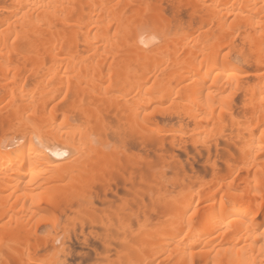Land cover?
<instances>
[{
  "label": "bare ground",
  "instance_id": "1",
  "mask_svg": "<svg viewBox=\"0 0 264 264\" xmlns=\"http://www.w3.org/2000/svg\"><path fill=\"white\" fill-rule=\"evenodd\" d=\"M0 264H264V0H0Z\"/></svg>",
  "mask_w": 264,
  "mask_h": 264
},
{
  "label": "rangeland",
  "instance_id": "2",
  "mask_svg": "<svg viewBox=\"0 0 264 264\" xmlns=\"http://www.w3.org/2000/svg\"><path fill=\"white\" fill-rule=\"evenodd\" d=\"M164 4H167V2L164 3ZM217 165H218V167H220L221 169L225 168V167L222 165V161H221V159H218V161H217Z\"/></svg>",
  "mask_w": 264,
  "mask_h": 264
}]
</instances>
